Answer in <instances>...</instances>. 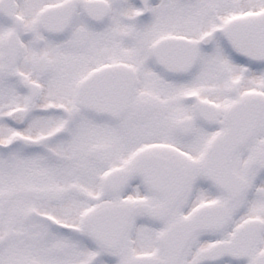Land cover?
I'll list each match as a JSON object with an SVG mask.
<instances>
[{"label":"snow or ice","instance_id":"obj_1","mask_svg":"<svg viewBox=\"0 0 264 264\" xmlns=\"http://www.w3.org/2000/svg\"><path fill=\"white\" fill-rule=\"evenodd\" d=\"M0 264H264V0H0Z\"/></svg>","mask_w":264,"mask_h":264}]
</instances>
